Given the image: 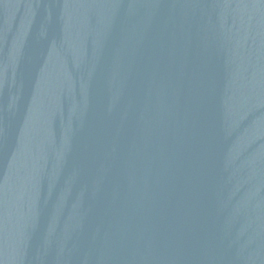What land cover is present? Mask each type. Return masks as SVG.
<instances>
[{"label": "water", "instance_id": "water-1", "mask_svg": "<svg viewBox=\"0 0 264 264\" xmlns=\"http://www.w3.org/2000/svg\"><path fill=\"white\" fill-rule=\"evenodd\" d=\"M0 264H264V0H0Z\"/></svg>", "mask_w": 264, "mask_h": 264}]
</instances>
